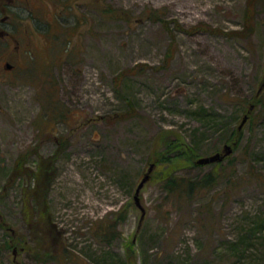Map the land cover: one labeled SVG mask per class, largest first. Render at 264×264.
<instances>
[{"label":"rangeland","instance_id":"rangeland-1","mask_svg":"<svg viewBox=\"0 0 264 264\" xmlns=\"http://www.w3.org/2000/svg\"><path fill=\"white\" fill-rule=\"evenodd\" d=\"M263 83L264 0H0V264H264Z\"/></svg>","mask_w":264,"mask_h":264},{"label":"trees","instance_id":"trees-1","mask_svg":"<svg viewBox=\"0 0 264 264\" xmlns=\"http://www.w3.org/2000/svg\"><path fill=\"white\" fill-rule=\"evenodd\" d=\"M103 13L105 12V15L107 16H114V11L110 8H101L100 9ZM155 12H152V14L147 15L146 19H150V20H154V14ZM121 16L123 17V15L121 14ZM120 17V16H119ZM120 75H123V73H121ZM259 103L258 100V96L257 93L255 94L254 97V103L253 105L256 106V104ZM252 113V112H251ZM250 113V114H251ZM247 114V113H246ZM249 114V115H250ZM241 131H238L237 128L236 129H232L230 136H229V140L234 139L236 137V142L234 141L233 143V147L236 145V143L239 141L240 137H241ZM238 140V141H237ZM66 144L67 141L63 139V137L58 138V148L57 150L54 152V155L49 157L48 159L42 161V159L38 162V166H37V170H35L32 174V177L35 180V185L32 187V189H30L26 196L30 197V195L32 197H35V203H36V207H37V211L39 212L40 210V214L44 213L46 210V205H45V196H46V190H47V186L49 185V183L51 182L50 179V175H52V171L54 169H52L53 166H51L49 164L48 166V162L54 161L55 158H57L59 155H61L64 151V149L66 148ZM176 144V143H174ZM173 144V145H174ZM172 146V145H171ZM178 145L175 146V148H177ZM170 148V144L167 147V151H169ZM190 151V152H189ZM187 154H189L190 159L187 158V161L194 165V161L196 159L195 155H194V151L193 150H189ZM30 152H28L29 154ZM159 158H155V160L153 161L154 166L157 165L158 161L161 160L163 158V154H159L158 155ZM195 157V158H194ZM169 164V168L172 171H175L177 166L176 163L174 161V163H171L170 161H166ZM217 165L220 164L216 163ZM150 165V164H149ZM23 170H28V168H23ZM223 171L220 170V172H218L216 175L212 174V173H208L205 174L201 177H195V178H184V177H169V179L166 181V185H164V187H166L168 193H173L176 194L178 196V198H190L191 196L195 195V194H199L201 192H203V190H208L213 188L220 179H224L225 174L222 173ZM27 173V172H26ZM226 178H229V176H226ZM31 200V199H30ZM26 210H31V207L26 206ZM107 235V231L104 230L103 236L105 239Z\"/></svg>","mask_w":264,"mask_h":264},{"label":"water","instance_id":"water-1","mask_svg":"<svg viewBox=\"0 0 264 264\" xmlns=\"http://www.w3.org/2000/svg\"><path fill=\"white\" fill-rule=\"evenodd\" d=\"M8 68H10L8 66ZM264 87V83L261 85L260 89L258 90V94L259 92L261 91V89ZM253 106L251 105L249 107V110L247 112V114H245L238 127H237V130L240 131L242 129V127L245 125V123L247 122V119H248V114L251 112ZM233 152V149L230 145H224L223 146V149H222V152L221 153H215L211 156H208V157H201V158H198L195 163L197 165H207V164H212V163H219V162H222L226 157L230 156ZM153 167H154V164H150L147 171L144 173L141 181L139 182L137 188H136V191H135V195H134V202L135 204L143 211V209L141 208L140 206V203H139V193H140V190L142 189L143 185L148 181V179L150 178V174L153 170Z\"/></svg>","mask_w":264,"mask_h":264},{"label":"flooded vegetation","instance_id":"flooded-vegetation-1","mask_svg":"<svg viewBox=\"0 0 264 264\" xmlns=\"http://www.w3.org/2000/svg\"><path fill=\"white\" fill-rule=\"evenodd\" d=\"M61 31H62V29L60 30V33H61ZM6 66H7V68H8V66H9L10 68H8V69L11 70L12 65H6ZM66 147H67V144H66Z\"/></svg>","mask_w":264,"mask_h":264}]
</instances>
